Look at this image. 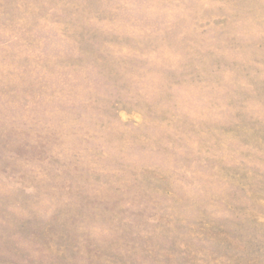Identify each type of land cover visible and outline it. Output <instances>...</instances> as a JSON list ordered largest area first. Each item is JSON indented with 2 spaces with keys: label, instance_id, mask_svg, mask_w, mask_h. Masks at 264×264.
Listing matches in <instances>:
<instances>
[{
  "label": "rangeland",
  "instance_id": "rangeland-1",
  "mask_svg": "<svg viewBox=\"0 0 264 264\" xmlns=\"http://www.w3.org/2000/svg\"><path fill=\"white\" fill-rule=\"evenodd\" d=\"M0 264H264V0H0Z\"/></svg>",
  "mask_w": 264,
  "mask_h": 264
}]
</instances>
